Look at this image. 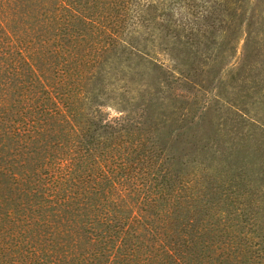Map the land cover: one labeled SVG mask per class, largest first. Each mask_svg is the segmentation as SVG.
<instances>
[{"label": "trees", "instance_id": "trees-1", "mask_svg": "<svg viewBox=\"0 0 264 264\" xmlns=\"http://www.w3.org/2000/svg\"><path fill=\"white\" fill-rule=\"evenodd\" d=\"M186 1V24L214 26L247 0ZM130 2L41 0L32 25V0H0V264H262L239 222L194 214L136 128L85 112Z\"/></svg>", "mask_w": 264, "mask_h": 264}, {"label": "rangeland", "instance_id": "rangeland-1", "mask_svg": "<svg viewBox=\"0 0 264 264\" xmlns=\"http://www.w3.org/2000/svg\"><path fill=\"white\" fill-rule=\"evenodd\" d=\"M129 7L117 45L88 73L85 112L104 103L107 123L136 128L191 183L194 214L232 217L264 264V0L235 3L214 26L186 24V0Z\"/></svg>", "mask_w": 264, "mask_h": 264}]
</instances>
